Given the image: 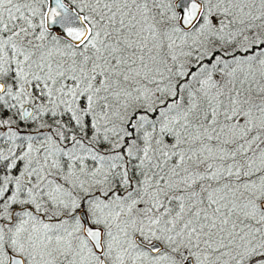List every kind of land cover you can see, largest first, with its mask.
<instances>
[{"label":"snow or ice","instance_id":"snow-or-ice-1","mask_svg":"<svg viewBox=\"0 0 264 264\" xmlns=\"http://www.w3.org/2000/svg\"><path fill=\"white\" fill-rule=\"evenodd\" d=\"M0 264H264V0H0Z\"/></svg>","mask_w":264,"mask_h":264}]
</instances>
